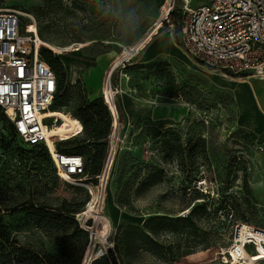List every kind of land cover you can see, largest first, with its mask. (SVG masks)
Returning a JSON list of instances; mask_svg holds the SVG:
<instances>
[{
	"label": "rangeland",
	"instance_id": "1",
	"mask_svg": "<svg viewBox=\"0 0 264 264\" xmlns=\"http://www.w3.org/2000/svg\"><path fill=\"white\" fill-rule=\"evenodd\" d=\"M164 1L0 0V8L34 17L39 13L36 23L37 36L44 42L41 48L57 57L65 71L68 88L50 115L60 117V123L66 121L67 128L57 130L55 125L51 135L70 137L79 122L69 113L68 103L77 104L81 96L88 99L93 90L98 94L99 86L122 120L111 129L113 160L104 189L94 188L91 196L86 188L57 179L59 195L52 198L45 192L42 198L51 206L73 203L71 207L84 210L82 214L89 218L95 248L86 249L82 264L99 257L101 249L103 257L108 253L105 249L112 252L117 264H236L226 252L235 225L264 228V132H259V119L250 106L259 113L262 109L246 88L247 81L260 85L264 78L243 77L245 83H236L227 77H237L224 76L182 52L176 28L182 3L177 0L164 21ZM202 1L191 0L190 6ZM158 23L153 35L143 37ZM159 34L169 35L173 49H153L152 58L141 62ZM164 47L161 44L156 49ZM47 54L43 51L42 56ZM129 102L142 110L143 105L151 106L150 113L131 118ZM168 127L177 130L181 139V152L170 161L163 159L159 144ZM72 142L60 144L76 151ZM0 157L19 161L37 187L50 186L48 178L55 171H50L49 160L39 149L21 142L1 112ZM149 165L162 167L164 174L146 187L139 181ZM96 192L97 197L103 195L101 209ZM152 215H166L171 220L151 234L156 246L147 242L138 247L135 226ZM5 220L20 245L54 253L58 264H72L60 254L53 233L24 224L21 214L7 215ZM119 224H129V234L121 233ZM103 257L98 264H113Z\"/></svg>",
	"mask_w": 264,
	"mask_h": 264
},
{
	"label": "built area",
	"instance_id": "2",
	"mask_svg": "<svg viewBox=\"0 0 264 264\" xmlns=\"http://www.w3.org/2000/svg\"><path fill=\"white\" fill-rule=\"evenodd\" d=\"M176 1H164L161 10L164 21H168ZM180 1L177 40L188 56L218 69L224 76L264 78V0H204L195 6H190L191 0ZM159 26L158 23L143 37L153 35ZM170 27L172 30L173 25ZM37 33L33 14L0 8V111L12 124L21 142L46 150L57 178L86 188L92 196L94 188L104 189L113 160L112 143L108 135L106 154L94 181L84 173L81 154L57 149L58 142L81 135L83 127L79 120V128L71 132L70 137L60 133L51 135L61 120L50 115L57 110L53 108L57 79L40 56ZM100 96L111 114L112 124L115 122L118 126L114 102L107 103L101 93ZM102 199L103 195L101 201L97 200L100 209ZM82 212L84 210L76 212L74 219L88 234L87 249H92L95 243L91 242V225L87 224L89 218ZM233 242L238 249L250 253L246 264L264 263V228L237 223L230 244ZM103 254L101 249L99 256ZM257 255L262 257L253 259Z\"/></svg>",
	"mask_w": 264,
	"mask_h": 264
},
{
	"label": "trees",
	"instance_id": "3",
	"mask_svg": "<svg viewBox=\"0 0 264 264\" xmlns=\"http://www.w3.org/2000/svg\"><path fill=\"white\" fill-rule=\"evenodd\" d=\"M38 15L39 13L37 12L35 20ZM43 51H47L48 54L42 56ZM39 52L40 56L56 75L57 87L54 103L63 101L65 91L68 88V84L65 81V71L57 57H53L49 50L40 48ZM102 96L107 102L105 95ZM54 103L53 108H58L59 106H55ZM68 104L70 106L69 113L75 116L76 120H80L83 130L79 136L58 142L56 144L57 149L64 153L81 154L84 157V173L94 181L93 177L100 172L106 154L108 135L112 129L111 114L101 96L91 100L81 96L77 104ZM121 123L122 120L118 119V126ZM11 128L15 135L12 124ZM68 140L73 141L72 143L77 147L76 151H69L61 146L60 143L68 142ZM159 144L162 146L161 152L163 159L166 161L172 160L173 157H176L181 152L180 134L173 127L163 130ZM32 147L44 153L49 160L50 171L53 172L54 168L46 150L37 146ZM204 152L205 150L202 146L201 153ZM18 162L17 160L12 161L10 158L6 160L0 157V264H58L57 256L54 253L37 251L18 243L10 228V224L5 220V216L13 214H21L23 223L26 225H33L45 232L53 233L56 236L55 243L60 254L70 260L72 264H77L78 260L82 259L88 243L86 232L79 228L74 219V214L78 210L71 207L73 203H67L66 201H62L59 206H51V204L42 200L46 196L45 192L52 198H56L59 195L57 191V186L59 185L57 179L59 178L54 173L48 178V181L51 180L49 187L47 183L37 187L29 176V172L23 169ZM163 174L164 170L162 167L149 165L148 171L139 181V184L146 187L152 186L162 179ZM134 177L135 175L128 178L126 182H129ZM60 181L62 182V180ZM201 208H203V205ZM192 210H190L189 214ZM189 214L186 218H189ZM170 218L166 215H152L145 218L141 226L136 225L133 232L136 236L138 247H140V244L147 242L152 244V246H156V241L151 234H156L160 229L164 228L166 220L169 221L171 220ZM177 218H179L177 220H183V218ZM118 227L124 235L129 234V231L126 230V228H129V224H119ZM76 248L77 250L73 254ZM107 252L104 257L101 255L91 258L87 264H98L102 257L113 264H117L112 252L109 250Z\"/></svg>",
	"mask_w": 264,
	"mask_h": 264
},
{
	"label": "crops",
	"instance_id": "4",
	"mask_svg": "<svg viewBox=\"0 0 264 264\" xmlns=\"http://www.w3.org/2000/svg\"><path fill=\"white\" fill-rule=\"evenodd\" d=\"M148 43V42H147ZM163 45L165 46L164 49H156L158 48L159 45ZM173 41L170 39L168 34H159L158 36L155 37L154 41L151 43V45L149 46V49L143 54V57L141 58V62H145L148 61L152 58V50H156V52L158 51H164V52H171L170 50L173 49L172 45H173ZM180 47V46H179ZM180 49L182 50V52H184V50L180 47ZM137 52V51H136ZM185 53V52H184ZM100 56V55H98ZM108 64V63H107ZM106 64V65H107ZM105 67V66H104ZM228 79H231V81H235L236 83H245L246 80L244 78H232L230 76L227 77ZM228 81V80H227ZM259 86V87H258ZM234 88L237 89V91L240 92V88L237 87L236 85H233ZM246 88L249 92V95L252 98H255L256 100H258L261 104V109L262 111H260V114L258 112V110H256V108L250 106V109L252 112H254L256 114V116L258 117L259 121H258V130L259 132H264V100H262L261 94L264 95V82H262L260 85H256L255 83H252L251 81H247L246 82ZM100 93L102 95L105 94V91L102 90V87L99 86V93L95 94L94 90L88 95V100H91L97 96L100 95ZM129 106H130V112H129V116L131 118H133L134 116L136 117L139 114L142 113H150L151 106L148 108L147 105H143L145 106L144 110H142V108H139L138 110L135 111V108L132 106V104L129 102ZM258 108V107H257ZM147 109V110H146ZM149 110V111H148ZM131 113V114H130ZM134 114V115H133ZM260 117H259V116ZM168 119H172L171 117H167Z\"/></svg>",
	"mask_w": 264,
	"mask_h": 264
},
{
	"label": "bare ground",
	"instance_id": "5",
	"mask_svg": "<svg viewBox=\"0 0 264 264\" xmlns=\"http://www.w3.org/2000/svg\"><path fill=\"white\" fill-rule=\"evenodd\" d=\"M36 41H37V43H38L39 45H42V44L44 43L43 40L37 36V34H36ZM51 51H52V50H51ZM129 51H130V50H129ZM129 51H127V53H129ZM130 52H131V51H130ZM110 86H111V85H110ZM111 90H112V96H113V101H114L113 89L111 88ZM261 97H262V100H264V95L261 94ZM158 98H162V97L158 96ZM170 101H171L172 104L175 103V100H174L173 98H170ZM139 107L141 108V106H139L137 103L134 102V108H135V111L138 110ZM146 110H147V109H146ZM149 110H150V109H149ZM149 110H148V111H149ZM130 114H131V113H130ZM259 114H260V113H259ZM133 115H134V114H133ZM258 116H259V115H258ZM259 117H260V116H259ZM77 121H79V120L77 119ZM113 124L116 126V123H115V122H113ZM113 124H112L111 126H114ZM56 125H57V130H64V129L67 128V123H66V121H63L62 123L58 122ZM115 126H114V127H115ZM78 128H79V127H78ZM70 135H71V133H70ZM110 135H111V132H110V134H109V140H110ZM59 179H60V178H59ZM60 180H61V179H60ZM95 195H96V200L99 201V199H100V201H101V195L99 194V196L97 197V192L95 193ZM95 202H96V201H95ZM229 247H230V248H229ZM229 247H228L229 250L227 249L226 252L229 253V255L232 256L233 259L237 261L236 264H246L247 260L249 259L248 256H250V253H248L247 251H243L242 249H238V248L236 247V244H235L234 242H233ZM223 254H224V253H223ZM223 254H222V255H223ZM261 257H262V255H257V256H255L253 259H260ZM83 258H84V254H83V257H82V260H81V264L83 263Z\"/></svg>",
	"mask_w": 264,
	"mask_h": 264
},
{
	"label": "water",
	"instance_id": "6",
	"mask_svg": "<svg viewBox=\"0 0 264 264\" xmlns=\"http://www.w3.org/2000/svg\"><path fill=\"white\" fill-rule=\"evenodd\" d=\"M138 43H139V41H137V42L135 43V45L138 44ZM135 45H134V46H135Z\"/></svg>",
	"mask_w": 264,
	"mask_h": 264
}]
</instances>
